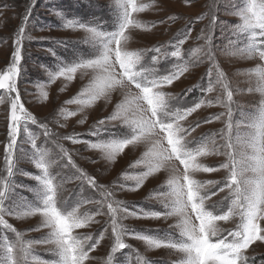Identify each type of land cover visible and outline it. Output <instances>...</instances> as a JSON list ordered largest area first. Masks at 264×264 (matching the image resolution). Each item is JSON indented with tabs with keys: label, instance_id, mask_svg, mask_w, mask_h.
I'll list each match as a JSON object with an SVG mask.
<instances>
[{
	"label": "snow or ice",
	"instance_id": "obj_1",
	"mask_svg": "<svg viewBox=\"0 0 264 264\" xmlns=\"http://www.w3.org/2000/svg\"><path fill=\"white\" fill-rule=\"evenodd\" d=\"M90 6L96 5L90 0ZM51 7L61 17L63 29L84 33L79 43L86 47L73 53L70 61L57 57V66L48 71V81L40 85L37 99L47 102L49 93L45 89L57 80L65 82L64 88L78 78L86 82L65 101L77 105L75 111L60 107L52 119L40 120L29 110L20 87L26 62L24 43L34 39L26 35L29 8L14 32L9 62L0 71V103L7 104L5 141L0 142V264H90L94 259L90 253L106 236L110 241L106 264H119L115 254L130 247L126 238L141 240L150 249L179 254L174 264H249L248 249L257 242L264 244V0H241L234 5L239 23L231 28L224 54L257 63L250 70L232 74L221 66L213 45L214 30L224 23L219 21L214 6L206 17L209 24L196 37L204 40L194 49L202 55L187 57L182 46L190 38V27L174 42L149 48L131 46L136 30L151 32L158 23L177 19L161 0H111L110 5H99L101 9L108 7L111 17L93 14L88 20L68 18L70 9L62 3ZM149 10L165 15L158 22L145 23L139 14ZM188 23L193 21L189 18ZM47 30H52L51 26ZM47 51L56 55L51 48ZM205 59L210 65L205 73L207 82L187 90L198 89L203 95L191 105L182 104V97L167 89ZM233 76L244 77L245 87L233 86ZM245 91L259 95L251 114L244 112L235 99ZM98 102L110 105L111 111L90 125L89 133L95 140L75 131L61 134L55 130L67 128L70 118ZM212 107L223 111L190 119L201 109ZM86 119L82 117L77 123L84 124ZM214 122L222 126L193 135ZM30 125L36 126L39 134L33 133ZM24 134L23 142L31 145L30 152L20 146ZM62 141L84 144L110 165L127 152L138 154L128 165L131 171L125 170L116 180L104 184L77 163L79 150L66 147ZM22 157L34 166L35 173L19 167ZM212 157L223 159L209 163ZM221 172L224 175L219 180L202 178ZM17 175L35 180V186L17 183ZM151 179L160 182L147 199L155 200L159 209L132 211L118 198L119 192H137ZM69 184L76 188L72 201L65 204ZM23 191L31 192L32 197L26 198ZM221 193L223 207L219 203L210 205ZM35 217H39L37 225L24 231L8 219ZM129 218L163 221L168 229L157 236L139 233L123 223ZM233 221L234 227H222ZM93 228L95 235L80 234L79 230ZM42 230H46L43 237L26 239L27 232ZM36 245L50 246L56 259L44 261L34 255ZM136 255L140 264H151L138 252Z\"/></svg>",
	"mask_w": 264,
	"mask_h": 264
},
{
	"label": "rangeland",
	"instance_id": "obj_2",
	"mask_svg": "<svg viewBox=\"0 0 264 264\" xmlns=\"http://www.w3.org/2000/svg\"><path fill=\"white\" fill-rule=\"evenodd\" d=\"M145 3H150L151 0H144ZM168 13L177 17L175 22L166 21L163 24H157V27L151 32H141L136 30V35L132 43L134 48H149L157 43H167L169 41H175L182 38L183 33L190 27L192 29L190 38L182 46V50L187 56H200L202 53H195L194 49L204 44V40H197L196 37L201 34V30L205 29L209 24V19L206 18L209 13V8L213 7L219 17V21L224 23L214 30L213 45L217 50V58L221 66L230 74L239 71L250 70L257 63L256 61H243L233 57L230 54H224V50L228 48V41L231 35L232 26L239 23V18L235 14L233 8L234 5H239L241 0H194V3L188 4L186 0H161ZM63 4L65 9H70L68 18L76 17L82 20H88L93 18V14L97 17L108 18L112 13L108 7L101 9L99 5H110L111 0H0V71L4 70L9 62V54L11 51L12 39L14 32L17 31L21 25L22 18L26 11L30 8L31 14L26 26V35H31L34 39L31 41L25 40V63L23 65V74L21 81V91L23 93V99L26 102V106L29 110L40 120L45 118L52 119L58 112L60 107H64L69 111L77 110V105L66 104L65 101L72 99L79 91L81 85L86 81H81L79 78L68 84L67 88H64L65 82L63 80H57L55 83L48 84L45 89L49 93V100L44 102L37 99L39 94L40 85L47 83L48 71L54 70L57 66V57L62 60L70 61L73 58V53L78 49L86 47L80 44L79 41L83 37L84 33L80 31L66 30L61 27L62 19L54 14L52 11L53 4ZM7 6V7H5ZM165 15L164 12L157 10H149L139 14V19L145 23L158 22L161 17ZM201 17L200 20H196L197 17ZM189 18L193 23L189 24ZM47 26H51L52 30H47ZM45 30L41 31L40 29ZM43 38V39H42ZM66 41L64 45L56 44L55 41ZM5 41H7L5 43ZM53 49L56 53L53 56L47 49ZM151 55V54H149ZM171 64L169 63V67ZM210 67L209 63L205 59L204 62L199 63L198 66H194L191 70L185 74L179 81H177L168 91L177 94L182 97V104L191 105L196 102L203 94L194 89L192 92H187L188 89L193 88L201 82L206 83L207 78L205 73ZM203 78V80H202ZM233 86H239L244 88V77L233 76ZM64 89L61 91V89ZM187 94L185 95V93ZM35 93L36 95H33ZM215 96L216 93L211 94ZM241 108L246 113H253L255 111V104L259 99L258 94H250L244 92L242 95L235 97ZM6 103H0V142L5 141V109ZM111 111V106H105L103 102H98L97 105L91 108L85 109L84 112L79 113L76 117L70 118L67 123V128H58L55 130L64 133H71L75 131L81 134V136L88 140H95L96 137L90 135L89 128L97 119L103 118ZM223 111L219 107L203 108L198 113L193 114L190 117L191 120H196L205 116H210L214 113ZM82 117H87L84 124H79L77 121ZM239 117V112L237 113ZM63 122V121H62ZM222 125L220 122H214L212 124H206L197 132L194 136H199L202 132H208L210 130L219 129ZM30 130L33 133L39 134L40 130L30 125ZM26 134L21 137V148L26 151H31V145L24 143ZM39 142V141H38ZM66 147L76 151L79 150V155L76 157L77 163L85 168L88 172L95 174L101 183L108 184L117 179V177L128 169L129 163L138 154L136 151L127 152L126 155L119 157L114 165H110L107 162L100 159L99 153L88 150L84 144L72 145L69 142L62 141ZM51 147V145H48ZM2 150L3 144L0 143V165H2ZM90 159H96V163H90ZM222 157L209 158V163H218L222 160ZM19 167L25 171L35 173L37 170L34 166L27 162L26 158L22 157V162ZM224 175L223 172L213 174L212 176H203L202 178L221 179ZM17 183L28 186H35L36 181L27 178L24 175H17L14 177ZM160 181L151 179L146 185L137 192H119L118 198L125 201L126 206L132 210L137 209H159L160 205L152 199H147L149 192L158 186ZM130 183V182H129ZM68 191L64 193L65 204L72 201L75 184L66 185ZM18 191H20L18 189ZM22 195L26 198H31L32 193L23 191ZM223 193L213 197L209 204L219 203L223 207L222 197ZM91 207V206H89ZM18 230L24 231L33 228L37 225L39 217L29 218L24 221H18L14 218H8ZM123 223L128 229L135 230L136 232L148 234L152 236L163 235V232L168 229V224L163 221H155L148 219H134L129 218L124 220ZM235 222H229L228 224H222L224 228L234 227ZM95 228H99L96 225ZM95 228L79 230L80 234L92 232L94 235ZM159 230V232L157 231ZM46 234V230L42 231H30L26 233V239H37L43 237ZM11 236L12 234L9 233ZM125 242L130 245L129 248L122 250L115 254L119 264H140L137 259L136 253L138 252L141 257L147 259L151 264H174L179 258V254H176L167 249H150L147 245L137 239L126 238ZM50 246L36 245L34 246L33 253L37 257L44 261H52L56 259L51 251ZM110 252V241L107 236L96 251L90 253L91 257H94L90 261V264H106L108 254ZM249 257V264H264V244L257 242L252 245L247 252Z\"/></svg>",
	"mask_w": 264,
	"mask_h": 264
}]
</instances>
